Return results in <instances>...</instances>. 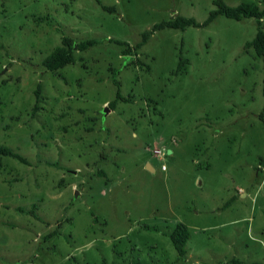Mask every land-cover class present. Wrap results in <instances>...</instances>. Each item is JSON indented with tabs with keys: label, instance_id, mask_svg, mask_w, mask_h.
I'll return each instance as SVG.
<instances>
[{
	"label": "rangeland",
	"instance_id": "rangeland-1",
	"mask_svg": "<svg viewBox=\"0 0 264 264\" xmlns=\"http://www.w3.org/2000/svg\"><path fill=\"white\" fill-rule=\"evenodd\" d=\"M216 9L0 0V150L24 159L0 151V264H264V62L247 46L257 21L218 16L138 47L156 24L202 25ZM69 45L74 62L48 71ZM179 224L185 257L169 238Z\"/></svg>",
	"mask_w": 264,
	"mask_h": 264
},
{
	"label": "trees",
	"instance_id": "trees-1",
	"mask_svg": "<svg viewBox=\"0 0 264 264\" xmlns=\"http://www.w3.org/2000/svg\"><path fill=\"white\" fill-rule=\"evenodd\" d=\"M215 5L217 9L211 12L208 20L202 25L196 22V20L193 18H184V17H178L175 20L165 21L160 24L154 25L151 31L144 32L142 43L139 44L138 47H140L141 45H144L147 42V40L153 35V33L158 30H163V29L177 30L179 29V30L184 31L187 27L199 28V27L210 24L218 16H225L229 19H233L236 21L254 18L258 23V32H257L255 39L249 44H247V46L253 47L257 55L261 57L264 62V30L262 29V25H261L262 20L264 19V9L261 10L259 6L256 4H246V3H243L237 7H230L226 5L223 0H215ZM94 43L96 42L95 41L83 42L80 49L81 48L87 49ZM117 44L127 45L121 42H118ZM73 50H74L73 45H69L68 47L56 48L51 53V55H49L45 59V61L43 62V66L50 72H56L64 68L65 66L74 62ZM129 51H130L129 49L124 50L123 55L124 56L130 55ZM179 68H178V71H180ZM117 95L118 96L120 95L119 92L117 93ZM109 106L112 107L113 103H110ZM0 151L1 153H4L5 155L12 156L18 159L19 161L24 162V159L18 154H15L6 149H2ZM169 238L175 250L177 251L178 255L180 257H185L187 254L186 245L190 238L189 228L185 224H179L169 234Z\"/></svg>",
	"mask_w": 264,
	"mask_h": 264
},
{
	"label": "built area",
	"instance_id": "built-area-1",
	"mask_svg": "<svg viewBox=\"0 0 264 264\" xmlns=\"http://www.w3.org/2000/svg\"><path fill=\"white\" fill-rule=\"evenodd\" d=\"M152 153L154 154V156H156L157 158H160V159L166 157V153H164L162 150H160V149H158V148H156ZM161 169H162L163 171L167 170L166 165L163 164V165L161 166Z\"/></svg>",
	"mask_w": 264,
	"mask_h": 264
},
{
	"label": "water",
	"instance_id": "water-1",
	"mask_svg": "<svg viewBox=\"0 0 264 264\" xmlns=\"http://www.w3.org/2000/svg\"><path fill=\"white\" fill-rule=\"evenodd\" d=\"M108 110H106V112H107Z\"/></svg>",
	"mask_w": 264,
	"mask_h": 264
}]
</instances>
